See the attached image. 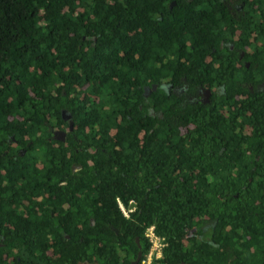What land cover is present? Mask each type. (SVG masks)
<instances>
[{
  "label": "trees",
  "instance_id": "1",
  "mask_svg": "<svg viewBox=\"0 0 264 264\" xmlns=\"http://www.w3.org/2000/svg\"><path fill=\"white\" fill-rule=\"evenodd\" d=\"M236 2L0 0V264H131L150 226L154 264H264V0Z\"/></svg>",
  "mask_w": 264,
  "mask_h": 264
},
{
  "label": "flooded vegetation",
  "instance_id": "2",
  "mask_svg": "<svg viewBox=\"0 0 264 264\" xmlns=\"http://www.w3.org/2000/svg\"><path fill=\"white\" fill-rule=\"evenodd\" d=\"M220 1L227 7L229 12L233 16L238 15L241 12V10H242V6L241 5L238 6V3L236 2V0H220ZM231 50H233V46L232 45H230V51ZM237 51L239 52V54H237V56H233L232 54H229L228 56H223V55H220V54H216V55H212V56L207 55L206 58L213 59V60H217V59L230 60V61H234V64H236L237 61H242V64L246 68H248L249 67V61H245L244 60V55H245L244 51H242L240 49H237ZM263 86H264V81L256 84L254 89L262 90ZM248 89H249L250 92H252L253 91V86L251 84H248ZM173 90H174V92L178 91L181 94L184 93V89H180V88L179 89L178 88L174 89L173 88ZM148 91L149 90L146 89V93H149ZM211 95H212V92L210 90H209V93L206 94L204 89L199 88L197 90L196 95L195 96H187V100H194V102L199 101L201 103L207 104V103H209ZM150 113L153 114V111L151 110ZM61 138L65 141L68 138V136L65 135V136H63Z\"/></svg>",
  "mask_w": 264,
  "mask_h": 264
},
{
  "label": "built area",
  "instance_id": "3",
  "mask_svg": "<svg viewBox=\"0 0 264 264\" xmlns=\"http://www.w3.org/2000/svg\"><path fill=\"white\" fill-rule=\"evenodd\" d=\"M117 204L125 217H129L130 212L134 210L133 206L127 209L118 199ZM129 204H133V202L130 201ZM144 236L149 242V249L140 257L138 264H154L155 262L163 260V249L166 247L164 239L155 233L153 226L145 230Z\"/></svg>",
  "mask_w": 264,
  "mask_h": 264
},
{
  "label": "water",
  "instance_id": "4",
  "mask_svg": "<svg viewBox=\"0 0 264 264\" xmlns=\"http://www.w3.org/2000/svg\"><path fill=\"white\" fill-rule=\"evenodd\" d=\"M204 91H205L206 94L209 93V90H204ZM62 118H63L64 121H67L68 126H69V130H72L73 122L71 120L70 115L62 113ZM63 136H65V132L64 131H60V130L53 131L52 137L54 139L63 141V139L61 138ZM137 242H138V240H137ZM140 257H141V251H140V246H139V251L137 253V256H136L135 260L131 262V264H138Z\"/></svg>",
  "mask_w": 264,
  "mask_h": 264
}]
</instances>
